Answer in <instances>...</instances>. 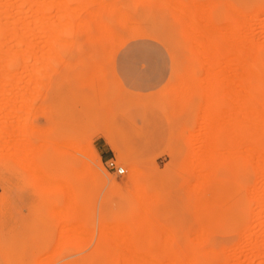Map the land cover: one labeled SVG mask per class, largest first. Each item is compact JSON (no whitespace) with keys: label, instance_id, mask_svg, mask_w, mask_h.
I'll return each mask as SVG.
<instances>
[{"label":"rangeland","instance_id":"rangeland-1","mask_svg":"<svg viewBox=\"0 0 264 264\" xmlns=\"http://www.w3.org/2000/svg\"><path fill=\"white\" fill-rule=\"evenodd\" d=\"M256 9L264 0H0V51L10 52L8 64L0 55V264H122V249L100 244L102 220L139 217L153 196L157 262L184 264L192 252L208 257L202 264H233L251 231L264 239L258 161L233 165L229 119L242 106L235 110L206 55L209 36L217 41L231 26L264 44V14L250 18ZM61 171L78 174L87 191L86 233L75 245L58 241L64 210L50 206L46 180ZM243 252L239 264L255 258Z\"/></svg>","mask_w":264,"mask_h":264},{"label":"bare ground","instance_id":"bare-ground-1","mask_svg":"<svg viewBox=\"0 0 264 264\" xmlns=\"http://www.w3.org/2000/svg\"><path fill=\"white\" fill-rule=\"evenodd\" d=\"M252 13H253V15H251L252 17H250V18H253L254 20H259L257 18L260 15L264 14V11L256 9ZM236 14H238V13H236ZM205 18H206V16L204 18L202 17V19H205ZM262 20H263V23H262ZM262 20H261V23L264 26V19H262ZM209 21H211V20H209ZM209 21H207V19H206V22L208 24H210ZM203 22H205V21H203ZM211 23H212V21H211ZM244 24L242 26H244ZM210 27L212 29L213 27H215V25L213 27L212 26H210ZM244 28H245V26H244ZM223 29H225L224 30L225 33H223V35H221V38L218 34L217 36H219V39H217V41H215V39L213 40V38H211L209 36L210 41H211L210 42L209 40H207V37H206V40H207V53H206V55L209 54V56H210L209 57L210 59H208L207 62L209 63L210 70L212 71V73H215V75H217V76H220L222 74L224 75V77H225L224 80L227 82L225 94L228 97L232 96V100L234 103L233 107L235 108V110L238 109V108H236V106L237 107L242 106V109H238L237 114H239L240 112L243 111L242 114L247 116L246 118L243 117V119H242L241 116H243V115L238 116L236 114V112L233 110V115L231 116L232 119L231 118L229 119V120H231V125H232L231 129L233 132L231 131V129L229 131L233 135V143H234L233 146L235 149V153L233 155V165H234L236 171L240 170V167L243 168L242 171H244V169L249 168L248 166H246V162L248 163V161H250V160L252 161V159H254L253 162L255 164H257V161H258L257 165H255V164H253V165H255V168L257 167L256 170L258 172L262 173V175H260V176H262V178H260V180L262 179L261 181L264 182V44H262L261 42L258 43L256 41V39L254 38V36L252 35V33L250 34L248 32L247 33L239 32L238 30H236L232 26L226 27ZM10 30H13V27ZM207 30L209 31V29H207ZM220 30H222V29H220ZM216 32H219V31H216ZM202 36L200 37L201 40L204 39V37L202 38ZM2 37L3 38L0 40L1 41L0 44H5V42L3 40H6V39L3 35V31H2ZM243 37H244V39H242ZM2 41H3V43H2ZM21 42L24 43L25 41L21 40ZM19 45H21V44H19ZM0 50H1V46H0ZM11 50L12 49H10V51ZM1 51H0V55H2V56L4 55V56H3V58H2V56H0V61L2 58L3 59L2 61L5 63L8 60V58H10L9 57L10 52H8V54L6 53L7 56H5V54L3 52H2L3 54H1ZM201 52L203 53V51H201ZM212 53L214 54V60L213 61L211 59ZM204 56H205V53H204ZM9 60L7 62L10 63ZM11 62H12V60H11ZM204 62H205V60H204ZM204 67H205V64H204ZM214 69H215V72H214ZM230 71L233 74L232 77L229 76L230 75L229 73H231ZM230 78H232V80ZM18 80H19V78H18ZM230 87H231V89H233L232 92H231ZM228 92H229V95H228ZM230 94H232V95H230ZM241 99H242V101H241ZM229 100L231 102V98ZM216 103H217V101H216ZM239 104H241V105H239ZM212 107H213V105H212ZM217 107H218V105H217ZM218 109H219V107H218ZM226 109L229 110L228 108H226ZM227 110H225V111H227ZM239 110H240V112H239ZM227 113L225 112V114H227ZM229 114H231V113H229ZM222 123H223V121H222ZM217 124H218V122H217ZM219 126L220 125H217L218 128H219ZM227 127H229V124L225 128L226 134L228 135L229 131H228ZM224 137H226V136L224 135ZM104 138H105L107 145H109L114 152H116L118 155H120L121 151H120L118 145L109 136L105 135ZM243 144L247 146V151H246V153L241 154L240 153L241 151L239 149H241V147H244ZM85 145H88V144H85ZM85 147L82 146V149L80 148L78 153L82 154L85 157L84 159L86 160V158H87L86 161L89 160V163L92 164L91 162H93V160L90 156H88V152H87V154L84 153L86 150ZM71 149H73V146ZM83 149H84V152H83ZM74 151H75V148H74ZM76 155H79V154L76 153ZM241 155H243V156H241ZM79 156H81V155H79ZM83 156H81V157L83 158ZM255 156L257 157V159L252 158ZM15 159L18 160V158H15ZM51 159L52 158H50V161H51ZM28 161H30V158H29V155L26 154L22 157L21 163L25 164ZM51 162H53V161H51ZM51 165H52V163H51ZM93 165H95V164H93ZM17 166L19 167L18 164H17ZM85 166L88 167L86 164H85ZM245 166H246V168H244ZM54 172H53V174H51V177L49 179H47L46 181H48L49 193L51 196L50 206L54 210H57V211H58V209H62V211L64 210L63 213L61 214V217L59 218L60 222L62 223L61 224L62 226H60V227H62V228H59V231H60V229H61V231L60 232L58 231L59 235L57 234V236H58L59 240L58 239L57 240L60 242L69 244V245L70 244L75 245L78 243V241H80L82 236L86 233L85 218L83 217L81 211H82V207L84 208V205H85L84 203L86 202L85 196H86L87 191L84 188L83 183L81 181H79V179L76 178V177H78V174L76 177H73L67 171L66 172L61 171L60 174H56ZM80 172H82V171H80ZM22 173H23V171H22ZM51 173H52V171H51ZM258 175H259V173H258ZM131 179H133V180L137 179V173L136 172L131 173ZM258 179H257V183H258ZM27 180L29 181L28 177H27ZM46 181H45V183H46ZM24 182L26 184L25 180H24ZM261 183H260V185H261ZM27 184H26V186H27ZM30 184H31V182H30ZM34 186H32V187H34ZM35 189H36L35 191H37V187H35ZM254 191H257V190L255 189ZM262 191H264L263 188L261 191L260 190L258 191L259 194H261V195L259 197L255 196V197H258L256 200H258L260 198L258 201H259V203H261V206H262V203L264 201V198H263L262 199L263 201L260 202L261 198L264 196V194L262 195V193H260ZM258 192L255 195H257ZM153 197L155 198V196H153ZM154 198L152 199L153 203H151V200L148 199V201H147V203H145V205L144 204L141 205L142 210L144 211V209H145V213H142L143 216H141L142 214L140 213V215L138 217L137 216L138 213H137L136 216L135 215H133L132 217L127 216L128 219H126L125 217H118V218L102 220V231H101V236H100V244L106 245L109 247L115 245L114 248H117V251H119L118 248L122 249L123 253L125 252L123 255L121 254L122 255L121 257H119L120 258L119 261L121 263L123 262L122 264H143V263L144 264H159L160 263L159 261H158L159 263L157 262L160 255H158L157 260L156 259L154 260V257L156 258V256H154L153 254H161V255L164 254L163 244H162V234L161 233H154L153 231H151L149 229V227L152 225L151 223L153 222L152 220L155 216L153 210L157 209L156 208L157 205L156 204L154 205V203H155L154 200H156ZM6 200H7V198H6ZM156 202H157V200H156ZM4 205H5V199H0V211L4 207ZM32 207H33V205H32ZM33 208H35V207H33ZM263 208L262 209L259 208V209L264 211ZM35 213H36V217L39 221L45 220V214L43 211H41L40 208H37ZM261 215L263 217V214H261ZM261 215L259 214L257 216L258 217L257 220H259V216H261ZM262 219H264V218H262ZM260 220H261V218H260ZM260 222L261 221H259V223ZM263 222L264 221L262 220L261 223H263ZM261 225H264V223ZM164 235H166V234H164ZM260 236L263 237L262 235H260ZM199 240L203 241L200 238H199ZM261 240H263V242H261ZM261 240L259 241L258 232L256 233L254 231H251V233L248 234L247 236H245V238H243V240L240 242V245L238 246L239 249L235 248V246H234L235 250L233 249L234 251L231 249L235 254L234 257L230 256L232 258L231 260H233L232 263L233 264H235V263L239 264L238 256L243 251L252 253L255 258H260V257L263 258L264 253L261 249H263V247H264V239L261 238ZM201 241H199V242H201ZM167 243H168V241L166 242V245H168ZM241 243H243V244H241ZM200 244H202V243H200ZM208 254H210V252ZM210 257H212V256H210ZM168 258L169 257H167V260H169ZM176 258L174 257V259H176ZM207 258L204 256H201V254H196V253L191 252L186 256L184 264H202L203 260L207 259ZM248 258H250V256ZM255 258L251 259V261H249L248 263H247V260L244 259L246 261V262L245 261L244 262L247 264H254V263H252V261H254ZM160 259H162V258L160 257ZM171 259H173V258H171ZM174 259L172 261L170 260V262H174L175 264H183L182 262H180L179 258L176 261ZM161 263H162V261H161ZM225 264H229V263H225ZM240 264H242V262H240Z\"/></svg>","mask_w":264,"mask_h":264},{"label":"built area","instance_id":"built-area-1","mask_svg":"<svg viewBox=\"0 0 264 264\" xmlns=\"http://www.w3.org/2000/svg\"><path fill=\"white\" fill-rule=\"evenodd\" d=\"M118 172H119V174H120V175H123V174H125V171H124V170H122V169H121V170L119 169V170H118Z\"/></svg>","mask_w":264,"mask_h":264},{"label":"snow or ice","instance_id":"snow-or-ice-1","mask_svg":"<svg viewBox=\"0 0 264 264\" xmlns=\"http://www.w3.org/2000/svg\"><path fill=\"white\" fill-rule=\"evenodd\" d=\"M143 63H145V64H146V63H147V61H146V60H144V61H143Z\"/></svg>","mask_w":264,"mask_h":264}]
</instances>
